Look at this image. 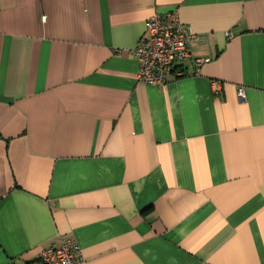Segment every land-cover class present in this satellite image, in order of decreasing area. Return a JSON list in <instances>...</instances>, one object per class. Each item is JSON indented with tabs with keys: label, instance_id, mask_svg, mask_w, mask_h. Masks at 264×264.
<instances>
[{
	"label": "crops",
	"instance_id": "crops-1",
	"mask_svg": "<svg viewBox=\"0 0 264 264\" xmlns=\"http://www.w3.org/2000/svg\"><path fill=\"white\" fill-rule=\"evenodd\" d=\"M173 9L192 59L142 84ZM70 238L89 264H264V0H0V264Z\"/></svg>",
	"mask_w": 264,
	"mask_h": 264
},
{
	"label": "built area",
	"instance_id": "built-area-1",
	"mask_svg": "<svg viewBox=\"0 0 264 264\" xmlns=\"http://www.w3.org/2000/svg\"><path fill=\"white\" fill-rule=\"evenodd\" d=\"M194 37L191 25L181 22L176 9L150 18L144 38L132 50L139 64L137 73L139 82L163 86L171 77L184 76L185 71H174V66L182 60L192 59ZM203 62L201 59L195 60L197 65ZM219 90L220 84L214 83V92L218 93ZM244 94V89L240 88L238 96L241 100L244 99ZM23 264H89V262L82 254L76 239L70 238L60 245L44 248L37 260Z\"/></svg>",
	"mask_w": 264,
	"mask_h": 264
}]
</instances>
